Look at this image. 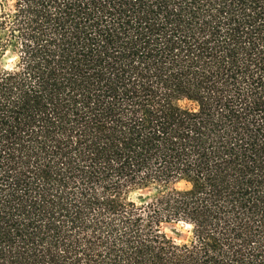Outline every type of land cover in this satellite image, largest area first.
Here are the masks:
<instances>
[{"label": "trees", "instance_id": "obj_1", "mask_svg": "<svg viewBox=\"0 0 264 264\" xmlns=\"http://www.w3.org/2000/svg\"><path fill=\"white\" fill-rule=\"evenodd\" d=\"M15 7L26 68L0 74V264H264V2ZM181 170L193 189L165 191ZM137 188L156 192L125 215ZM188 217L202 249L157 238Z\"/></svg>", "mask_w": 264, "mask_h": 264}, {"label": "clouds", "instance_id": "obj_2", "mask_svg": "<svg viewBox=\"0 0 264 264\" xmlns=\"http://www.w3.org/2000/svg\"><path fill=\"white\" fill-rule=\"evenodd\" d=\"M16 2L17 0H0V21L4 22L3 27H0V74H3V72L7 71L9 74L15 75L16 73H19L26 68V61L22 60V58L25 56V52L22 51L24 45L21 42L18 30H16L14 27V14L17 11V8L15 7ZM262 2H264V0H262ZM247 10L251 11V9ZM49 11L53 17L57 14V9L54 5H49ZM213 11H215V9H213ZM223 30L224 29L222 28L221 31ZM13 32H15V36H13ZM53 36H55V34H53ZM16 37H19V39H17ZM47 39H49V37H47ZM5 43H7V47H4ZM29 43L33 42L30 41ZM33 46H35L34 43ZM259 47L264 49V43H260ZM25 74L29 79H31L32 86H37L38 78L32 79L31 73ZM15 98L16 97H13V99ZM180 102L184 104V107L180 108L182 110L186 109L191 113H197L200 110L199 102L194 99L181 97ZM172 103L176 105L177 100L173 99ZM75 142L76 138L74 136L73 143ZM183 173L184 172L182 170L179 171L174 182H170L169 186L164 190L169 191L175 189L177 192H190L194 187V183ZM143 174L144 173L142 171L141 175ZM121 182L123 183V181ZM203 182V179H201V183ZM76 183H79V180H77ZM93 187L95 189L96 195L100 200H104L105 197L108 196V193L104 191L103 184H94ZM129 188H131V185H129ZM155 192L156 188H153L152 194H154ZM101 193H104V195H101ZM144 194L146 193L137 188L127 191L125 199V193L121 192V200L124 202L126 209L125 215H127L129 202L134 203L137 208H139L142 203H146V201L138 199V197ZM199 195L202 196L204 195V193L201 192L199 193ZM110 198L115 199V196L113 195ZM140 211L145 215V217L148 215L147 212H144V209H140ZM95 214L96 213L94 212L93 215ZM179 215L183 217L184 213L181 212ZM106 219H111V216H107ZM173 225L175 231L172 230ZM152 227L154 230H156L155 234L157 235L158 239H167L170 241L172 249L174 251L188 252L193 249L199 250L204 247V241H202L197 229V222L191 217H188L187 220L183 218L173 220L171 224L166 223L164 220H161L158 226L154 224ZM160 234H163V236H161ZM256 243V241H253L252 244L249 245V247H255ZM165 247H167V245H165ZM59 251L61 254H63V249H60ZM209 251L211 252V250Z\"/></svg>", "mask_w": 264, "mask_h": 264}, {"label": "rangeland", "instance_id": "obj_3", "mask_svg": "<svg viewBox=\"0 0 264 264\" xmlns=\"http://www.w3.org/2000/svg\"><path fill=\"white\" fill-rule=\"evenodd\" d=\"M141 190H142L144 193H146V194L141 195L140 197H138V199H141V200H143V201L148 200V199L151 197V195H152L151 190H149V189H141ZM172 230L175 231L174 225L172 226ZM178 235H179V234H178Z\"/></svg>", "mask_w": 264, "mask_h": 264}]
</instances>
